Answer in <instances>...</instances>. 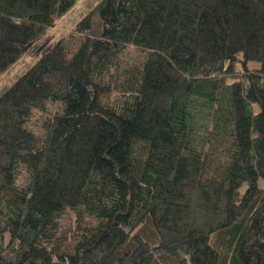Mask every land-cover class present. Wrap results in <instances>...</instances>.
<instances>
[{
    "label": "trees",
    "instance_id": "1",
    "mask_svg": "<svg viewBox=\"0 0 264 264\" xmlns=\"http://www.w3.org/2000/svg\"><path fill=\"white\" fill-rule=\"evenodd\" d=\"M78 1L0 0V76ZM42 47L0 89V264H264V0H97Z\"/></svg>",
    "mask_w": 264,
    "mask_h": 264
},
{
    "label": "rangeland",
    "instance_id": "2",
    "mask_svg": "<svg viewBox=\"0 0 264 264\" xmlns=\"http://www.w3.org/2000/svg\"><path fill=\"white\" fill-rule=\"evenodd\" d=\"M97 0H79L68 12L66 15L61 17L51 28L47 30L45 35L38 40L36 43L31 45L28 51L22 52L19 61L9 68L0 76V89L4 85H10L13 80L24 70L31 65L42 53L44 43H49L50 41L57 40L60 36L66 35V33L72 31L75 27V24L80 20L82 16L87 14L91 9L94 3ZM94 18V27L98 24V20ZM135 52L132 53V55ZM249 67L254 68L255 64H249ZM13 79V80H12ZM258 185L264 187V180H259ZM246 188L244 183L240 191L243 192Z\"/></svg>",
    "mask_w": 264,
    "mask_h": 264
}]
</instances>
